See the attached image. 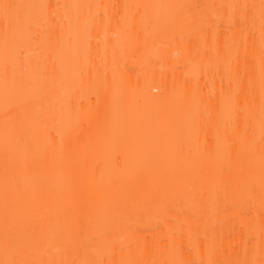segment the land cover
I'll return each instance as SVG.
<instances>
[{"label":"snow or ice","instance_id":"6c2138e0","mask_svg":"<svg viewBox=\"0 0 264 264\" xmlns=\"http://www.w3.org/2000/svg\"><path fill=\"white\" fill-rule=\"evenodd\" d=\"M48 4L0 3L4 22L3 64V137H2V209H0V264H264V0L259 3L231 4H126L123 25L117 27L126 34L125 47L112 50L114 64L118 57L135 56L149 37L166 38L177 26L192 25L203 28L213 19L229 10V20L240 33L252 37L244 43V58L255 60V71L249 74L246 85L239 74L238 65L228 69L230 80L237 83L235 91L221 94L217 102L205 105L207 116H193L185 123L173 118L170 106L159 102L154 117L143 112L129 114L123 99L112 98L105 90V123L110 125L113 136L127 144L134 155V167L120 185V196H111L110 202L98 208V202L108 199L111 180L106 191L97 192L87 177V150L92 134L81 131L82 122L69 132L62 145L46 143L39 156H33V139L27 127L33 119V109L44 104L41 91L33 92V85L15 74L10 78L8 55L10 44L21 29L31 34L33 25L46 26L51 54H55L57 26L55 11ZM93 5L58 4L56 9L92 8ZM95 7H100L96 5ZM103 7L108 8V5ZM116 7V6H111ZM141 25L142 28H138ZM156 25L157 32H147ZM109 25H105L107 32ZM66 31L74 43L85 37L80 31V18H69ZM143 32V39L141 34ZM258 33V43L257 41ZM166 49L161 48V56ZM85 62L91 55L84 48ZM129 90L131 86L127 85ZM187 99L189 93L185 91ZM243 96V103L241 97ZM217 118H212V113ZM91 116L86 119H91ZM243 121V127L241 122ZM258 130V136H257ZM213 136L215 144L212 143ZM99 139V137H97ZM53 176L64 185V194H54L50 187ZM220 183L225 189L238 190L243 186L247 198L255 205L258 200V219L247 224L249 233H255L250 259L215 258V245L209 244L207 257L196 246L189 253L201 256L198 260L185 257L176 246L179 233L171 227L154 236L149 242L136 235L130 221L144 213L158 211L169 224L168 205L173 200L191 198L207 208L218 199L214 186ZM257 184L259 192H257ZM77 193L81 194L77 197ZM57 199H65L62 212L73 228L58 233L66 241V252L71 251L72 241L80 223V213L91 219L99 214L104 227L98 232V241L108 250L110 260L103 258L71 259L45 256V227L34 226L33 217L38 213L52 212ZM42 220L47 219L41 216ZM117 231H128L129 238L119 247L112 239Z\"/></svg>","mask_w":264,"mask_h":264},{"label":"bare ground","instance_id":"6f19581e","mask_svg":"<svg viewBox=\"0 0 264 264\" xmlns=\"http://www.w3.org/2000/svg\"><path fill=\"white\" fill-rule=\"evenodd\" d=\"M0 3L48 4L52 6L50 11H55L54 23L57 26V40L54 46V55L51 54L52 50L47 39L45 25H40L39 27L33 25L31 28V34H29V30L27 28L21 29L17 34L15 40L10 44L9 48V77L11 78L13 74H15L18 79H23L27 82H30L33 85L34 93H39L42 91L45 96L43 106L41 107L39 104H37L34 107L33 119L27 127L28 134L34 141L32 150L33 156H39L41 148L46 143L55 144L57 147L65 143L69 132L75 128L77 115H81L83 117V114H86V111L87 114L91 111L90 115H84L85 124L86 122H88L87 126L88 124H90L89 119H86V117L91 116L93 118V116L95 115L94 108L92 107L94 105V101H92L93 103H91V105L83 107L82 110L77 109V104L75 106L71 103L68 107L67 96L71 89V92H73L75 88L82 87L89 89V87H93V93L95 95L94 97H97V92L101 90H98L97 92L96 90L102 82V85L99 87V89H104V92L107 89L108 95L116 100L123 99L124 103L127 105L129 114L135 115L138 112H143L147 116L154 117L159 108V102L164 101L170 106L173 112L174 119H183L185 123H187L193 116H207L205 105L210 97L208 93L202 89V87H204V84H202L203 82H200L201 80L198 77L199 75H202V73H204L209 78L212 75H217V78L219 77V83L215 85V88L216 90H218L219 94L216 91L218 95H215L217 96L216 99L214 97V99L216 100L215 102H217V109L219 110L221 108L219 104V101L221 100V94L228 92L230 89L233 91L237 89V83L234 80H230L229 78L228 69L233 65H238L239 74L242 77L245 85L247 83L249 74L255 71V60H253L251 57L245 60L243 54L245 39H247V42L249 43V45H251L252 37L247 33L242 32L239 34V36L237 37V41L234 43L233 34L238 31V26H234L230 22L229 10H224V12L219 16L220 23L224 24V30L223 34H221L222 36H220L221 39H219L218 43L216 41L213 46H211V49L213 48V52H211L212 56L207 50L206 54H208H205V49L208 48L210 39V37H205L207 36L205 35L206 31L204 29L206 28V24L203 28L192 25L177 26L176 29L179 30L178 32H181V34H179L180 36H184L185 33H188L186 30H188L189 28H199L198 35L203 44L202 48L199 50V52H201V55L200 53H195L192 55V57L187 56L188 54L191 55L190 52H185V55H182L184 59L182 58L181 60L182 63H184L183 65L185 67L181 75L178 73H175V75H173L170 71V75H165V73L163 72L153 75L152 66L155 67V65L157 64H154L156 60L157 62L159 61L161 63L163 61L162 65L168 64V67H170L172 63L176 62V60L180 62V60L178 59L171 61L170 58V61L167 60V57L169 56V49H167L165 45V47H163L162 44L166 42L162 41L163 39H168V36L170 34L166 37V39L156 38V40L152 37H149L146 45L143 46L141 50L138 51L135 55V63L133 62V56L131 58L130 55H124L123 57H118V61L115 64L112 57L113 48L123 47L127 44V39L122 37L124 35V31H122L121 28L118 29L117 27V17H115L116 15L114 16L116 18L114 21L110 20L109 18L108 21L111 22L110 25L113 31L118 29L117 32H121L117 37L118 39H108L106 43L109 44L108 47H110V49L107 47V49L109 50L104 51L105 54L100 53L101 60H99V51L97 50L99 47L97 38H99V36H94L96 37V42L93 41L92 43H90L91 41L89 42V39L87 38H91V36H93L89 30L91 29L90 21L93 23L91 19L93 17L92 15H94V13H99L100 11L98 10V7H95L96 5H100L99 9H101V13L105 14L106 12L111 16H113L114 14L110 13L109 10L114 12L115 9L121 10V12L118 10L121 14L118 11L116 12L117 14L119 13L123 25V20L126 16V10L123 6L126 4H258L259 0H0ZM58 4L93 5V7L81 9H56L55 6ZM112 4L114 6H117L112 9ZM104 5H108L109 7L106 9L105 7H103ZM102 7L106 11L103 10ZM77 16H79L80 18V31L85 37V39L79 44L74 43V41L70 37V34L66 31L69 18L75 19ZM209 23L210 22H208L207 25ZM114 25L116 29H114ZM95 26V24L92 26V30L98 28L97 26ZM101 26L102 25H99V27ZM138 28H142V26L138 25ZM3 31L4 22L2 19V13H0V209H2V137L4 119ZM146 31L149 33L157 32L159 31V28L156 25H152L149 26ZM94 39L95 38H93V40ZM141 39H143V32L141 34ZM157 41H160L159 43L162 42V44L157 45ZM256 42L258 43V33ZM93 43L96 45H94ZM92 44L93 46H91ZM86 46L92 48L93 50L94 47H97L95 48L96 51L90 55V59L88 57L87 60H89V63L85 62L84 48ZM162 47L166 49V55L164 54L163 56H161V50L159 49ZM96 55H98L100 65H98V60L95 58ZM103 55L104 58H102ZM128 58H131L132 62H130L131 59L128 60ZM92 59H94L95 62L90 61ZM103 59L105 61H103ZM126 61H128L127 64ZM90 62L97 63L90 66ZM123 63H125L126 66L129 65V63H132V65L137 64L136 66H138L140 63V66L136 68L135 73L132 74L133 77L135 75L134 81L133 79L131 80L130 77L132 76H130V72L128 73V68H124L126 66L123 65ZM87 64L89 66H87ZM111 64L115 67V69H111V72L109 74L108 70L110 69ZM119 64L123 65L122 67L120 66L122 68L121 70ZM146 64L148 65L147 73H152L153 77L149 74H147V77L142 76L144 73H146V67L143 68ZM141 67L142 70L139 69ZM85 68H90V71H93L92 74L89 73V75L88 72L90 71H88L85 73V75L82 76L81 72L84 71ZM123 68L126 70H124L126 74H124L125 72L123 71ZM118 75L119 77H122L119 78ZM165 76L168 78H165ZM138 77L142 78L139 79ZM137 78L139 80H137ZM196 79L200 81L197 82ZM119 83L124 84L119 85ZM94 85H96V88L94 87ZM127 85L131 86V90H129ZM201 89L206 92V95L205 92L203 94V91ZM185 91L189 93L187 99L183 95ZM99 96L101 97L102 94H99ZM104 97V103L102 102L100 104L102 105L101 107H105L106 96L104 95ZM206 98L208 99L207 101ZM243 99L244 98L242 96L241 103H243ZM209 101H211V99ZM97 111L98 110H96V113ZM97 114L98 115H96V117L99 118L98 120L102 121L99 116V111ZM212 118H217L216 112L212 113ZM93 121H91V125H89V127L95 125H97V127L93 128V130L95 129V132L91 130L92 128L90 129L93 132H91L92 143L87 150V156L90 157V151L95 150V153L98 154V158H100L101 161L94 157V154L91 155V159L93 157L94 159L96 158V160H98L97 162H101L102 165H100V163L96 166L95 163L91 162L92 160H89V162L87 159L88 182L90 185L95 186V190L97 192H104L106 191L105 185L109 180H111V187L107 189L109 193L108 199L99 201V208L110 202L112 195H115L117 198H119L121 194L119 190L120 185L123 181L126 180L130 171L134 167V155L127 144L123 143L119 138L113 136L110 125H108V128H106L107 125L103 122L104 120L102 122L105 125H103V127L105 128L101 126L102 128H99V130H97L98 126L102 122L99 123L100 121H98L97 124V118L93 119ZM241 127H243V121L241 122ZM81 130H84V127H81ZM89 132V130L87 133L84 131L85 134H88ZM258 134L259 133L257 130V136ZM97 137H99V139H97ZM212 143L215 144L214 136L212 139ZM113 150L115 151L114 155H121V159H119L118 157L117 158L119 160L115 159L116 156L115 158L113 157L114 159L110 157L111 155H109V152L114 153ZM92 153H94V151H92ZM93 162L95 161L93 160ZM50 187L54 194H64V185L59 177L53 176L51 178ZM214 192L218 193V199H215L213 203H210L207 208L201 207L197 200L191 198L173 200L168 205V220L170 221L169 224L164 223V217L158 211H152L151 213H144L143 215L134 217L130 221L131 229L135 230L136 235H138L142 239H147L149 242H151L154 236L162 231L166 233L168 231V228L171 227L173 231L179 233V236L175 240L176 246L183 251L185 257L191 258L193 260H198L201 258V256L195 254L189 256V253L192 252V250L196 248V246H199L202 250L203 257L206 258L208 254L209 244L215 245V258L218 260L250 259L251 245L255 233L248 232L247 224L250 220L258 219V200L254 205L253 202L247 198V194L243 186H241L238 190L233 188H228L226 190L224 185L217 183L214 186ZM257 192H259L258 184ZM76 195L77 197H79L81 194L77 193ZM65 203V199H57L52 212L38 213L33 217L32 223L34 226L43 224L45 227L46 250L44 252V255L53 256L56 258H63L65 255H67L68 258L71 259L103 258L106 261L112 259L113 257L109 256L108 250L105 247H102L98 241V232L104 227L103 218L99 214L90 219L86 215V213H80V223L75 228L77 234L72 241L71 251H65L67 247L66 241L60 239L57 235L58 233L66 231L69 228H73L72 222L66 221V218L62 212V208ZM41 216H46L47 219L42 220ZM128 238V231H117L114 233L112 239L117 242V255L115 258H119L120 244L126 243ZM0 257H2V251H0Z\"/></svg>","mask_w":264,"mask_h":264},{"label":"rangeland","instance_id":"374dc122","mask_svg":"<svg viewBox=\"0 0 264 264\" xmlns=\"http://www.w3.org/2000/svg\"><path fill=\"white\" fill-rule=\"evenodd\" d=\"M101 4V3H100ZM113 5V4H112ZM114 6V5H113ZM117 6V5H116ZM97 8V7H96ZM103 8V7H102ZM112 9L114 8V7H111ZM107 9V8H106ZM98 10H100L101 11V9H99V7H98ZM103 10H105L104 8H103ZM119 10V9H118ZM118 10H116L115 9V12L116 11H118ZM96 11V10H95ZM99 11V13H94V15H92L93 17L91 18V16H90V18L92 19V21H93V23L90 21V27H91V29H89L90 30V32L92 33V35L93 36H91V38L90 37H88L87 39H89V42L90 43H92L93 41L94 42H96V37H94V36H99V38H97L98 40V42H99V47H98V51H99V57H100V59L99 60H101V56H100V53L101 54H103L104 53V51H108L109 49H110V47H108L109 46V44H107L106 42L108 41V39H110V38H112V39H115L116 40V38L118 37V35H119V33L121 32V31H119V32H117L118 31V29H116V27H115V25L113 26V27H115L114 29H116V30H112V28H111V22L110 21H108L109 19L110 20H115L116 18L115 17H117V21H119V22H121V25H122V21H121V17H120V15H119V13L121 12V10H119L118 12V14H117V12L115 13L114 11H111V10H109V12L110 13H113L114 15L113 16H111L110 14V16L105 12V14L104 13H101ZM108 11V10H107ZM109 16H107V15ZM121 14V13H120ZM116 15V16H115ZM122 15H123V13H122ZM115 16V17H114ZM114 19H113V18ZM124 17V16H123ZM109 18V19H108ZM119 19V20H118ZM218 19V20H217ZM217 19H213L212 21H210V23L207 25H205L206 26V28H204L205 29V31H206V33H205V35H207V36H205V37H210V39H209V46H208V48H204L205 49V54H206V50L211 54V56H212V53L211 52H213L212 51V49H211V46H213V44L217 41V43H218V41H219V39H221V37L220 36H222L221 34H223V26H224V24H221L220 23V21H219V19L220 18H217ZM123 20V19H122ZM222 22V21H221ZM96 25L98 28H95L94 30H92L93 28H92V26L93 25ZM99 25H102L101 27H99ZM105 25H109L108 26V30H107V32H105ZM95 26V27H96ZM88 27H89V25H88ZM122 29V28H121ZM190 29V30H189ZM188 30H186L188 33H185V35L184 36H180L179 34H181V32H178L179 30H175V32H173V33H170V35L168 36L169 38L168 39H166V40H164L163 39V41L162 42H166V43H164V44H162V42L161 43H159L160 41H157L158 42V44L157 45H159V44H162L163 45V47H167V49H169V56L167 57L168 59V61H170V58H171V61L173 60H176V59H178V60H180V62H178L177 60H176V62H174V63H172V65H170V63H169V65H170V67H168V64L167 65H162L163 64V61H162V63L161 62H157V60L155 61V63L154 64H156L155 65V67H153L152 66V68H153V75H156V74H158V73H160V72H163V73H165V75L166 74H169L170 72L173 74V75H175V73H178V74H180L181 75V73L183 72V70H184V63H182V58L184 59V57L182 56L183 54L185 55V52H190V54L191 55H187V56H190V57H192V55L193 54H195V53H200V55H201V52H199V50L202 48V42H201V39H199V35H198V29H191V28H189ZM113 32H112V31ZM186 31H184V32H186ZM116 32H117V35H116ZM113 33V34H112ZM123 33V32H122ZM88 35H89V33H88ZM121 37V36H120ZM123 38H126V34H125V32H124V35L122 36ZM93 38H95L94 40H93ZM91 39V40H90ZM118 39V38H117ZM121 39V38H120ZM159 39V38H158ZM114 40V41H115ZM124 40H126V39H124ZM123 40V41H124ZM157 40V39H156ZM207 40V39H206ZM116 42V41H115ZM89 44V43H88ZM94 44V43H93ZM93 44L91 45V46H93ZM117 44H118V42H117ZM116 44V45H117ZM120 44V43H119ZM94 45H96V44H94ZM115 45V46H116ZM165 45V46H164ZM175 45V46H174ZM216 45V44H215ZM119 46H121V45H119ZM107 47L109 48V49H107ZM123 47H125V46H123ZM204 47V46H203ZM95 48H97V47H94V50L92 49V48H90V49H92L91 50V54L92 53H94L96 50H95ZM117 48H120V47H117ZM160 50H161V48H159ZM203 49V50H204ZM186 50V51H185ZM202 50V51H203ZM96 53V54H97ZM186 53V54H187ZM105 54V53H104ZM204 54V53H203ZM204 54V55H205ZM208 54V53H207ZM206 54V55H207ZM166 55V54H165ZM197 55V54H196ZM200 55H198V56H200ZM94 56V55H93ZM92 56V57H93ZM97 56V57H96ZM95 56V58L98 60V55H96ZM126 56V55H125ZM128 56V55H127ZM131 56V58H132V55H130ZM214 56V55H213ZM91 57V58H92ZM120 57H123V56H120ZM135 56H133V62H134V60H135V58H134ZM156 57H158V56H156ZM94 58V59H95ZM102 58H104V55H103V57ZM130 58V59H131ZM161 58V57H160ZM163 58V57H162ZM165 58V57H164ZM88 59V58H87ZM89 59H90V57H89ZM94 59H92V60H90V61H94ZM95 59V60H96ZM126 59V58H125ZM129 58H128V60H130ZM99 60L97 61L98 62V65H100L99 64ZM158 60H159V58H158ZM103 61H105L104 59H103ZM102 61V62H103ZM136 61H137V59H136ZM154 61V60H153ZM87 62L89 63V60H87ZM95 62V61H94ZM96 62V63H97ZM127 62L128 61H126V64H127ZM130 62H132V59H131V61ZM91 64H90V66H92V64L93 65H95L96 63H93V62H90ZM101 63V62H100ZM135 63V62H134ZM182 63V64H181ZM126 64L125 63H123V65H125L126 66ZM103 65V64H102ZM123 65H120L119 64V67L121 66H123ZM137 64H135V65H132V63L130 64L129 63V65H127L126 67H124V68H128L127 70H128V73L129 74H131L130 76H132V74H134L135 73V70H136V68L137 67H139L140 66V63H139V65L138 66H136ZM147 65V64H146ZM146 65H144V67L143 68H145L146 67V69H145V71H146V73H142L143 75V77H147L148 75L147 74H149L150 76H152L153 77V75H152V73H150V72H148L147 73V69H148V65L146 66ZM150 65V64H149ZM87 66H89L88 64H87ZM84 67V66H83ZM86 67V66H85ZM120 67V70L122 69ZM93 68V67H92ZM96 68H97V66H96ZM99 68H100V66H99ZM108 68V67H107ZM123 68V71L125 70ZM88 69V70H87ZM85 68L84 69V71H82L81 73V75L83 76V75H85V73L86 72H88V71H90V68ZM111 69H115V67L111 64V66H110V69L108 70V73L110 74V72H111ZM139 69H141L142 70V67L141 68H139ZM174 69V70H173ZM138 70V69H137ZM152 70V69H151ZM150 70V71H151ZM172 70V71H171ZM182 70V71H181ZM94 71H95V69H94ZM116 71V70H115ZM126 71V70H125ZM124 71V72H125ZM170 71V72H169ZM177 71V72H176ZM218 71V70H217ZM84 72V73H83ZM92 72L93 71H90V72H88V74L89 73H91L92 74ZM114 72V71H113ZM117 72V71H116ZM123 72V73H124ZM140 72V71H139ZM166 72H168V73H166ZM180 72V73H179ZM214 72H215V70H214ZM220 72V71H219ZM162 73V74H163ZM170 73V74H171ZM212 73V72H211ZM120 74V73H119ZM124 74H126V72L124 73ZM139 74V73H138ZM137 74V75H138ZM169 74V75H170ZM204 73H202V75H199L198 76V74H197V76L200 78V82H203L202 84H204L203 86L204 87H202V89L203 90H205L207 93H208V95H209V100L211 99V101L212 100H214V101H216L215 99H216V97L217 96H215L217 93H218V90H216V88H215V85L216 84H218L219 82H218V78H217V75H210L211 77L209 78V77H207L206 76V74H204ZM214 74V73H213ZM218 74V73H217ZM90 75V74H89ZM88 75V76H89ZM140 75V74H139ZM161 75V74H160ZM164 75V74H163ZM172 75V76H173ZM87 76V75H86ZM118 77H119V75H118ZM122 77V76H121ZM121 77H119V78H121ZM134 77H135V75H134ZM134 77L132 76V77H130L131 78V80L133 79V81H134ZM174 77V76H173ZM172 77V78H173ZM139 78V77H138ZM137 78V80H139L140 78H142V77H140L139 79ZM165 78H168V77H166L165 76ZM122 79H124V78H122ZM122 79H120V80H122ZM130 80V81H131ZM197 80V79H196ZM125 81V80H124ZM126 81H127V79H126ZM198 80H197V82H199ZM118 82H119V80H118ZM128 83V82H127ZM132 83V82H131ZM136 83V82H135ZM122 83H119V85H121ZM124 84V83H123ZM122 84V85H123ZM197 84V83H196ZM201 84V83H200ZM98 85V84H97ZM100 85V84H99ZM101 85H102V82H101ZM100 85V86H101ZM86 86V85H85ZM99 86V87H100ZM76 87V86H75ZM74 87V88H75ZM83 87H84V85H83ZM94 87L96 88V85H94ZM99 87L97 88V90H96V92L98 91V90H101V91H103L102 89H99ZM103 87V86H102ZM200 87V86H199ZM73 88V89H74ZM94 88V89H95ZM182 88V87H181ZM77 89V90H76ZM201 89V90H202ZM202 90V91H203ZM72 91V89L70 90V92L68 93V96H67V105H68V107L70 106V104L72 103L73 105H75L76 106V104H77V109L78 110H82L83 109V107H85V106H87V105H91V103H93L92 101H94V105L92 106L93 108H94V111H95V115L93 116V118H91L89 121H90V124H88V126H87V123L88 122H86V124H85V116L84 115H86L87 114V111H86V114H83V117L81 116V115H77V118H76V124H75V127L77 126V124H80L81 122H82V126L81 127H84V130H81L82 132H88V130L90 131V133L92 132V131H94L95 132V129L93 130V128H95V127H97V125H95V126H92V127H89V125H91V121H93V119H96L97 118V124H98V121H100L99 123H101L103 120V122L105 123V107H101L102 105H100L103 101H104V95L105 94H103V93H105L104 91L103 92H101V91H99V92H101V93H99V92H97L98 93V95H96L97 97H94L95 95H94V93H93V87H89V89H86V88H75V90H73V92H71ZM201 91V92H202ZM205 91H203V94H204V92ZM216 91H217V93H216ZM206 92H205V95H206ZM180 93H182V92H180ZM184 93V92H183ZM96 94V93H95ZM99 94H102V96L100 97L99 96ZM219 94V93H218ZM217 94V95H218ZM184 95V94H183ZM76 96H77V98H76ZM100 97V98H99ZM207 97V96H206ZM214 97H215V99H214ZM97 98V99H96ZM101 99V100H100ZM208 99L206 98V101H207ZM208 100V101H209ZM104 103V102H103ZM104 106V105H103ZM69 109V108H68ZM89 109V108H88ZM91 110V109H90ZM96 110H98L99 111V116H100V119H102V121L101 120H98L99 118L98 117H96V115H98L97 113H98V111H97V113H96ZM83 112V111H82ZM91 112V111H90ZM90 112L88 113L89 115H90ZM87 114V115H88ZM92 114V113H91ZM88 117V116H87ZM94 117H96V118H94ZM94 122V121H93ZM92 122V123H93ZM103 122L101 123V124H99V126H98V129L97 130H99V128H102L103 127ZM95 124V123H94ZM93 125V124H92ZM107 125V127L106 128H108V124H106ZM88 128H87V127ZM102 126V127H101ZM105 126V125H104ZM86 127V128H85ZM92 128V129H91ZM103 128H105V127H103ZM87 129V130H86ZM92 131H91V130ZM93 133V132H92ZM90 151V150H89ZM92 151H94V153H92ZM114 151V150H113ZM88 152V151H87ZM91 152V153H90ZM89 153L92 155V154H94V157H96L98 160H100V158H98L99 156H98V154H96L95 152V150H91ZM112 152V151H111ZM112 154H113V156H112ZM115 154V151H114V153L112 152V153H110L109 152V155H111L110 157H114L115 158V156L116 155H114ZM116 154H117V152H116ZM91 155H90V157H88L87 156V159H88V161L90 160H92L91 162L92 163H95V165L97 166L98 164H100L101 162H97L98 160H96V158L94 159V157L91 159ZM120 154H117V156H116V158L115 159H121L120 158ZM101 157V156H100ZM118 157V158H117ZM113 158V159H114ZM118 159V160H119ZM93 160L95 161V162H93ZM87 161V162H88ZM89 161V162H90ZM101 161V160H100ZM97 163V164H96ZM100 165H102V163L100 164Z\"/></svg>","mask_w":264,"mask_h":264}]
</instances>
